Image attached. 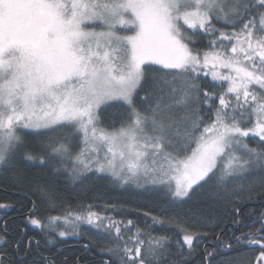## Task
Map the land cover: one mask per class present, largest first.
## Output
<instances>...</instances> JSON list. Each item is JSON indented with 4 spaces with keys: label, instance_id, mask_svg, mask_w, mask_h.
Returning <instances> with one entry per match:
<instances>
[{
    "label": "snow or ice",
    "instance_id": "obj_1",
    "mask_svg": "<svg viewBox=\"0 0 264 264\" xmlns=\"http://www.w3.org/2000/svg\"><path fill=\"white\" fill-rule=\"evenodd\" d=\"M202 35L208 45L193 47ZM209 77L211 89L201 82ZM105 108L119 111L110 128L100 126ZM26 162L41 169L24 193L28 223L97 229L107 257L98 264H191L222 216L246 218L249 230L216 234L207 264L237 246L264 264V210L243 214L253 193L264 195V0H0V168ZM61 172L74 183L100 173L153 191L163 214L143 211L150 223L140 227L88 205L45 223L32 196L55 207ZM15 175L28 180L22 169ZM189 203L202 209L185 210ZM156 226L175 232L153 234ZM22 243L11 258L0 249V264H26L31 238Z\"/></svg>",
    "mask_w": 264,
    "mask_h": 264
},
{
    "label": "trees",
    "instance_id": "obj_2",
    "mask_svg": "<svg viewBox=\"0 0 264 264\" xmlns=\"http://www.w3.org/2000/svg\"><path fill=\"white\" fill-rule=\"evenodd\" d=\"M218 28L223 27L219 22L216 25ZM209 37L202 35L197 38V42L193 47L205 48L208 45ZM226 43V42H225ZM158 67V66H153ZM206 86L211 89L214 87L211 78L202 80ZM255 87V86H254ZM217 91L220 89L217 87ZM143 93H141L142 95ZM204 113L210 115L207 106H204ZM119 119V111L115 108H105L101 111V127L110 128L113 120ZM119 124L117 123V127ZM258 138L250 137L248 143L251 147L257 146ZM23 170L28 180L18 181L15 173L18 170ZM41 169L30 163L18 164L16 168H0V202L12 205L14 209L23 208L26 211L31 207V199L25 196V191H29L30 186H34L38 180ZM87 179L83 182H72L67 178V173L61 172L56 184L55 194L56 201L55 207L50 206L47 202H40L38 196H32V199H37L36 205V216L47 223V217L49 215H62L65 212H80L83 208L88 205H92V210L99 212L101 215L112 217L114 220H135L140 227L145 225L147 221L150 223L148 218L143 216V211H150L154 214L162 215L161 204L162 201L158 198L157 194L153 191H145L143 189H137L130 186L121 187L117 182L113 181L112 178L106 175H99L94 173H88ZM31 195V192H29ZM106 204H116L117 209L106 208ZM124 205L125 210L120 211L119 206ZM191 208L192 211L202 209L200 204H186L184 209ZM132 209H140L139 212L133 211ZM264 210V195L259 192L252 194V199L245 202L243 205V214L246 217L248 214H252L254 217L258 216L259 213ZM191 214V213H189ZM234 219H242V217L222 216L218 221L214 223L213 228L209 230V234L205 240L199 242V247L193 253L191 257V264H207V261L203 259L204 254L212 252L216 244L215 235L219 234L221 230L224 232V238L230 237L233 233L239 235L242 231L246 232L249 230L247 225L250 224L246 218L243 219L242 224L233 223ZM259 226L258 224L256 225ZM59 232V229H56ZM172 234L175 229H167L156 226L153 234H161L164 232ZM75 237H79V241H76L73 247L69 251L62 252V256L57 258V261L61 259L66 264H87L85 258H81V254L85 251L84 247L89 249L88 255H95L97 259H106V255L100 252V248L106 244V238L102 232L89 225H81L77 232H71ZM38 237V236H37ZM54 244L55 251L59 247H64L73 243L74 241L67 240L65 242L56 241L52 235L49 236ZM178 237H173L175 240ZM9 243V241H8ZM75 243V242H74ZM15 244V243H14ZM14 244L11 242L8 244V251H13ZM44 246V245H43ZM45 249H49L44 246ZM51 250V249H49ZM92 252V253H91ZM257 253L251 249L243 246H237L232 251L217 252L214 257L211 258V264H229L230 261H239L241 264H253L255 255ZM79 260V261H78ZM55 264H59L53 260ZM26 264H43V259L33 254V256L27 257Z\"/></svg>",
    "mask_w": 264,
    "mask_h": 264
},
{
    "label": "flooded vegetation",
    "instance_id": "obj_3",
    "mask_svg": "<svg viewBox=\"0 0 264 264\" xmlns=\"http://www.w3.org/2000/svg\"><path fill=\"white\" fill-rule=\"evenodd\" d=\"M32 207L33 205L31 203V207L29 208V210ZM29 210L26 211L23 208L14 209L13 206L5 209H0V230L4 229L5 226L7 227V243L0 241V249H7L10 242L14 244L18 239H21L23 241V243L21 244V247L23 248L24 246L28 245L29 238H31V251L29 252L28 257L31 258L33 254H35L40 258L47 257L51 260L57 261V258H60L62 256V252L65 253V251H69L71 248H77L73 247V245L78 243L76 241L80 240L79 237L60 239L56 237L53 232L46 231L45 228L41 229L28 223L27 216ZM50 235H52L56 241L65 242L67 240H71L75 243H69V245L67 244L64 247H59L55 251H53V248H55L54 244H50L49 241H47V239H50ZM37 241H39V245H37ZM43 245L51 250L45 249ZM15 246L16 245L14 244L13 251L15 249ZM84 250L85 251L81 254V258H85L87 264H98L101 258L97 259L93 254L88 255L89 249H87L86 247H84ZM13 251H8V258L12 257ZM57 262L59 264H65L62 259ZM75 264H78V262L76 261Z\"/></svg>",
    "mask_w": 264,
    "mask_h": 264
},
{
    "label": "rangeland",
    "instance_id": "obj_4",
    "mask_svg": "<svg viewBox=\"0 0 264 264\" xmlns=\"http://www.w3.org/2000/svg\"><path fill=\"white\" fill-rule=\"evenodd\" d=\"M73 147H74V151H79V148H80L79 140H76V141L74 142ZM102 158H103V152H101V159H102ZM94 174H99V175H106V176H108L107 174H100V173H94ZM108 177H110V176H108ZM110 178H111V177H110ZM130 187H131V186H130ZM149 187H151V186H149ZM133 188H134V187H133ZM81 225H87V224H81ZM65 228H66V226L63 224V222H60V223H59V226L57 227V229H59L60 231H61V230H65ZM45 230H46V231H49V232H53L50 228H45ZM66 230H67L70 234L67 235V236H64V237H60V236L58 235V232H57V231H55V232H53V233L56 235V237H58V238H60V239L74 238V237H75L74 235H76V234H71V232H72V228H71V226H67Z\"/></svg>",
    "mask_w": 264,
    "mask_h": 264
}]
</instances>
